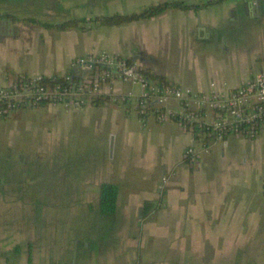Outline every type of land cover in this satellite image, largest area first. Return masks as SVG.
<instances>
[{
  "label": "crops",
  "instance_id": "1",
  "mask_svg": "<svg viewBox=\"0 0 264 264\" xmlns=\"http://www.w3.org/2000/svg\"><path fill=\"white\" fill-rule=\"evenodd\" d=\"M158 1L0 0V86L19 74L63 75L73 58L99 50L197 90L209 81L235 86L264 72V0H224L196 12L167 9L113 26L85 22V29L55 30L30 21L129 13ZM129 87L114 82L79 109L42 104L9 116L39 108L71 116L96 107L97 127L106 134L100 143L109 137L114 153L107 161L85 154L55 187L1 178L0 208L10 217L0 222V264H264L244 259L264 250V135L211 141L209 148L220 143V154L229 151L240 163L229 172L204 171L198 161L184 159L190 136L174 123H157L151 115L140 123L131 106L111 101ZM121 111L135 115L141 133L133 141L125 122L116 124ZM131 144L145 151L126 153ZM102 182L117 189L109 216L98 210Z\"/></svg>",
  "mask_w": 264,
  "mask_h": 264
},
{
  "label": "built area",
  "instance_id": "2",
  "mask_svg": "<svg viewBox=\"0 0 264 264\" xmlns=\"http://www.w3.org/2000/svg\"><path fill=\"white\" fill-rule=\"evenodd\" d=\"M114 82L130 87L113 94L111 101L131 106L140 123L151 115L157 123L172 122L190 136L183 150L188 163L207 153L211 141L264 135V72L235 86L209 81L197 90L151 79L135 60L104 50L73 58L60 76L19 74L7 81L0 86V119L42 104L79 109ZM171 101L175 108L169 106ZM165 182L162 177L159 187Z\"/></svg>",
  "mask_w": 264,
  "mask_h": 264
},
{
  "label": "rangeland",
  "instance_id": "3",
  "mask_svg": "<svg viewBox=\"0 0 264 264\" xmlns=\"http://www.w3.org/2000/svg\"><path fill=\"white\" fill-rule=\"evenodd\" d=\"M99 111L96 107H90L87 113L66 116L62 110L28 109L19 117L0 120V179L14 181L16 178L20 183L35 188L42 185L55 187L65 183L64 180L69 177L64 178L63 173L73 170L77 160H81L85 154L92 152L106 161L109 160L114 148L111 147L109 151V137L100 143L99 137H105L106 134L103 135L96 124ZM120 113L116 124L121 127L125 122L133 141L141 133L135 115L131 111ZM220 146V143H216L207 153H200L197 162L199 169L207 172H229L237 169L240 161L226 150L221 155ZM127 150L130 153H142L145 147L141 145V149H137L131 144L130 148L125 147L126 153ZM59 194L57 191L50 192L51 196ZM24 210L27 209H22L25 215ZM42 210L35 209L36 220L41 218ZM9 217V209L0 208V222L9 223ZM254 251L252 255L244 256L245 261L264 263V250L258 247Z\"/></svg>",
  "mask_w": 264,
  "mask_h": 264
},
{
  "label": "trees",
  "instance_id": "4",
  "mask_svg": "<svg viewBox=\"0 0 264 264\" xmlns=\"http://www.w3.org/2000/svg\"><path fill=\"white\" fill-rule=\"evenodd\" d=\"M222 1L224 0H203L198 2H187L184 0H163L144 6L138 11H132L129 13H112L108 15H94L92 17H89L88 19L84 17L70 18L57 23L40 22L36 19H30V21L35 22L40 26L46 28H52L55 30H63L71 26H78V25L81 29H85V27L82 25L85 22H89L90 24L105 25V26L120 25L135 20L155 17L167 9L192 10L196 12L201 8H205L213 4H218ZM144 73L151 79L162 80V77L157 74H152L147 71H144ZM98 99L99 97L95 98L94 100L97 101ZM116 194H117V189L115 184L109 182L100 183L98 190V210L101 215L109 216L113 213ZM143 204L145 206L147 205V202Z\"/></svg>",
  "mask_w": 264,
  "mask_h": 264
}]
</instances>
